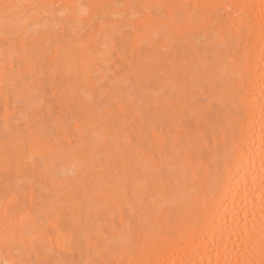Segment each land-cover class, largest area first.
<instances>
[{"label": "bare ground", "instance_id": "obj_1", "mask_svg": "<svg viewBox=\"0 0 264 264\" xmlns=\"http://www.w3.org/2000/svg\"><path fill=\"white\" fill-rule=\"evenodd\" d=\"M0 264H264V0H0Z\"/></svg>", "mask_w": 264, "mask_h": 264}, {"label": "rangeland", "instance_id": "obj_2", "mask_svg": "<svg viewBox=\"0 0 264 264\" xmlns=\"http://www.w3.org/2000/svg\"><path fill=\"white\" fill-rule=\"evenodd\" d=\"M59 168V167H58ZM60 171H59V173H58V171H56V174H57V176H55V177H57V179H60V177H61V179H63V177L61 176L62 175V171H63V176H67L68 175V173L66 172V174H65V172H64V167H63V169H59ZM62 170V171H61ZM67 171V170H66ZM60 173H61V175H60ZM54 175H55V173H54ZM65 178V177H64ZM60 179V180H61Z\"/></svg>", "mask_w": 264, "mask_h": 264}]
</instances>
